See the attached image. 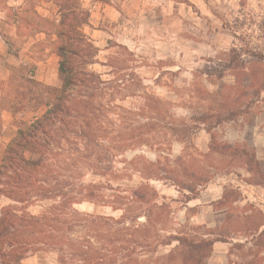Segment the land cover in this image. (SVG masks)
<instances>
[{
    "label": "rangeland",
    "instance_id": "374dc122",
    "mask_svg": "<svg viewBox=\"0 0 264 264\" xmlns=\"http://www.w3.org/2000/svg\"><path fill=\"white\" fill-rule=\"evenodd\" d=\"M122 1L111 0L114 9L103 16L87 8L85 0L82 3L91 12L94 27H86L85 33L100 49L98 60L104 64L95 70L104 80L119 77L131 82L129 93L135 97L121 103L124 114L140 112L142 124L160 120L148 130L156 133V141L120 158L169 162L174 169L192 163L209 170L212 183L189 203L188 192L161 181L151 183L160 195L175 200L163 234L184 232L218 240L207 264H264V226L259 229L264 224V0H128L125 5ZM27 9L25 0H0V100L10 65L41 83L44 76L56 80L52 64L42 72L46 47L36 30L38 20ZM36 12L59 20L53 3L38 4ZM23 92L15 89L14 94ZM39 100L43 104L36 112L16 108L13 115L0 107V154L18 128L45 112L47 95L41 94ZM178 127L188 129V138L180 141L173 136L169 128ZM221 145L254 152L260 171L253 168L251 173L241 157L214 150ZM226 190L239 191L240 199L233 202L232 194L223 200ZM7 203L1 199L0 208ZM75 208L93 216L122 215L90 201ZM31 211L42 213V203ZM175 246L159 249L147 260L182 264L177 255L172 262L164 260ZM56 259L55 253L38 252L24 263L56 264Z\"/></svg>",
    "mask_w": 264,
    "mask_h": 264
},
{
    "label": "trees",
    "instance_id": "16d2710c",
    "mask_svg": "<svg viewBox=\"0 0 264 264\" xmlns=\"http://www.w3.org/2000/svg\"><path fill=\"white\" fill-rule=\"evenodd\" d=\"M83 1L25 0L26 12L38 20L37 33L56 37L42 46L59 59L60 85L44 86L34 75L23 74L15 66L8 68L2 110L13 115L16 108L36 112L43 104L39 100L43 93L48 101L45 112L18 128L0 154V200L8 201L0 208V264H25L38 252L55 253L56 264H146L144 260L159 249L174 244L165 261L172 262L177 255L182 264H207L219 241L184 232L163 234L175 200L160 195L151 183L161 181L188 192L189 203L199 199L200 190L214 176L192 163H180L174 169L169 162L152 163L139 156L122 161L125 153L156 141V133L148 130L160 120L152 118L142 124L140 112L126 111L125 115L121 103L135 97L129 93L131 82L119 77L104 80L95 70L104 64L98 60L100 49L85 33L86 27H94ZM92 1L112 5L111 0ZM40 3H53L59 20L40 17L36 12ZM15 89L24 92L14 94ZM169 130L180 141L188 138L186 127ZM214 150L241 157L250 172L253 168L260 171L254 152L238 151L231 145ZM234 192L226 190L223 200L235 194L233 202H237L241 195ZM87 201L122 215L116 219L76 210V205ZM37 203H42V213L31 211Z\"/></svg>",
    "mask_w": 264,
    "mask_h": 264
},
{
    "label": "crops",
    "instance_id": "0c3cea01",
    "mask_svg": "<svg viewBox=\"0 0 264 264\" xmlns=\"http://www.w3.org/2000/svg\"><path fill=\"white\" fill-rule=\"evenodd\" d=\"M85 1L87 2L85 5L87 8L94 9L95 12H98V13L101 12V16H103V13L110 12V9H114V7H112L111 5L101 4V3H90L89 0H85ZM127 1L128 0H124V1H122V3H124V5H125ZM52 20L58 21L57 17H55V19H52ZM55 39H56L55 36H46L45 34L42 33V43H51ZM45 52L47 55L44 56V60H42V72H46L47 69L49 68V64H52L53 70L56 74L55 75L56 80L54 79V81L52 80V82H50V81H48V78H46L44 76V78L42 79V84H43V82H45V84H47L49 86L57 87L58 86L57 80H58V62H59V59L55 54L52 53L50 48H46ZM47 57H49V58H47ZM10 141L11 140H8L7 142H10ZM214 250H217V247H214Z\"/></svg>",
    "mask_w": 264,
    "mask_h": 264
}]
</instances>
